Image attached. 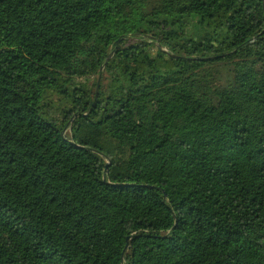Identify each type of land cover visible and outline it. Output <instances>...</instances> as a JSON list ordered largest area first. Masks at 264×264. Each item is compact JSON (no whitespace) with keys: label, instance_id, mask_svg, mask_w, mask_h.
Wrapping results in <instances>:
<instances>
[{"label":"trees","instance_id":"16d2710c","mask_svg":"<svg viewBox=\"0 0 264 264\" xmlns=\"http://www.w3.org/2000/svg\"><path fill=\"white\" fill-rule=\"evenodd\" d=\"M0 264H264V0H0Z\"/></svg>","mask_w":264,"mask_h":264},{"label":"rangeland","instance_id":"374dc122","mask_svg":"<svg viewBox=\"0 0 264 264\" xmlns=\"http://www.w3.org/2000/svg\"><path fill=\"white\" fill-rule=\"evenodd\" d=\"M216 68V78L221 83L224 84L226 82V79L229 77V67L226 65H217ZM103 69V67H102ZM94 76L80 78L83 82H87L89 85H93L94 83ZM108 79L106 77V85H108ZM101 82V80H100Z\"/></svg>","mask_w":264,"mask_h":264},{"label":"water","instance_id":"95a60500","mask_svg":"<svg viewBox=\"0 0 264 264\" xmlns=\"http://www.w3.org/2000/svg\"><path fill=\"white\" fill-rule=\"evenodd\" d=\"M117 43H118V41H117ZM113 54H114V51L110 54L109 58H111L113 56ZM99 85H100V78H99V81H98L97 91H99ZM165 196H166V194H165Z\"/></svg>","mask_w":264,"mask_h":264}]
</instances>
